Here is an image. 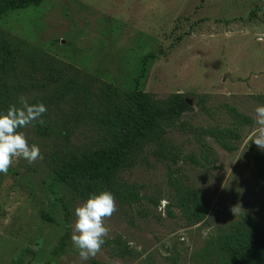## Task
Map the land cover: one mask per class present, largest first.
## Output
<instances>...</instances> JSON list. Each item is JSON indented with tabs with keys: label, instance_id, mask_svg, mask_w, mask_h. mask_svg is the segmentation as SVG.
Returning a JSON list of instances; mask_svg holds the SVG:
<instances>
[{
	"label": "rangeland",
	"instance_id": "374dc122",
	"mask_svg": "<svg viewBox=\"0 0 264 264\" xmlns=\"http://www.w3.org/2000/svg\"><path fill=\"white\" fill-rule=\"evenodd\" d=\"M138 89L189 109L125 158L116 191L59 183L71 159L123 139ZM21 98L47 107L18 130L42 159L0 173V264L26 250V264H234V250L264 264V151L251 142L264 105V0H43L8 12L0 113ZM102 191L117 211L82 262L74 212Z\"/></svg>",
	"mask_w": 264,
	"mask_h": 264
},
{
	"label": "clouds",
	"instance_id": "9594fccd",
	"mask_svg": "<svg viewBox=\"0 0 264 264\" xmlns=\"http://www.w3.org/2000/svg\"><path fill=\"white\" fill-rule=\"evenodd\" d=\"M20 104L21 107L14 104L0 113V173H7L17 158L22 157L30 164L42 159L39 147L29 145L24 134L18 130L39 120L47 112V107L43 103L29 104L23 98ZM255 112L258 127L251 142L264 151V105L258 106ZM116 211L115 196L109 191L89 197L75 209L76 221L71 239L82 262L94 258L101 251L109 233L105 218Z\"/></svg>",
	"mask_w": 264,
	"mask_h": 264
},
{
	"label": "trees",
	"instance_id": "16d2710c",
	"mask_svg": "<svg viewBox=\"0 0 264 264\" xmlns=\"http://www.w3.org/2000/svg\"><path fill=\"white\" fill-rule=\"evenodd\" d=\"M43 0H0V20L11 11L27 9L31 6H39ZM152 54L144 61V69L137 79L139 88L140 79L145 78L147 73V60L154 58ZM137 120L126 132L123 139L111 148L94 155H85L80 158H73L67 162L58 172L57 181L68 184L81 178L100 182L108 190L117 189V175L124 165L125 158L153 132L160 131L167 122H174L189 109V105L184 100H176L169 106L162 107L156 105L150 94L143 93L139 89L134 96ZM25 253L21 254L14 264H26ZM234 264H256L257 256L237 255L232 252ZM245 257V259H243ZM253 259V262H251ZM241 260V261H240Z\"/></svg>",
	"mask_w": 264,
	"mask_h": 264
}]
</instances>
